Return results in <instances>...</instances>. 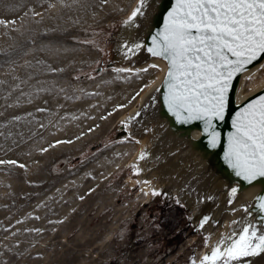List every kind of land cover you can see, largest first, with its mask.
<instances>
[{"label": "rangeland", "instance_id": "374dc122", "mask_svg": "<svg viewBox=\"0 0 264 264\" xmlns=\"http://www.w3.org/2000/svg\"><path fill=\"white\" fill-rule=\"evenodd\" d=\"M134 2L0 0V264H201L207 235L115 139L159 72L106 66Z\"/></svg>", "mask_w": 264, "mask_h": 264}, {"label": "water", "instance_id": "95a60500", "mask_svg": "<svg viewBox=\"0 0 264 264\" xmlns=\"http://www.w3.org/2000/svg\"><path fill=\"white\" fill-rule=\"evenodd\" d=\"M174 3L175 0H147L143 14L125 24L140 4V0H135L114 31L107 67L140 69L155 63L162 70L137 105L124 115V124L115 133V139L129 136L143 144L141 153L135 157V174L139 180L158 185L156 190H163L185 207L193 225L207 235L204 254H208L210 247L222 238L238 233L242 221H250L264 230V212L257 200L264 195V177L249 183L236 176L225 160L236 113L264 95V84L244 95L240 92L244 76L262 65L264 56L232 80L225 117L214 121L219 140L216 147H211L202 121L180 123L168 110L164 99L168 91L165 83L168 62L148 51L152 37L162 31ZM137 44L140 47L134 48ZM101 68L100 64L96 70ZM233 188L237 189L235 194ZM234 264H264V253L243 257Z\"/></svg>", "mask_w": 264, "mask_h": 264}, {"label": "snow or ice", "instance_id": "6c2138e0", "mask_svg": "<svg viewBox=\"0 0 264 264\" xmlns=\"http://www.w3.org/2000/svg\"><path fill=\"white\" fill-rule=\"evenodd\" d=\"M146 2L140 0L124 23L142 15ZM152 41L148 51L168 62V110L180 123L202 121L210 146L216 147L219 133L214 121L225 117L232 80L264 56V0H175ZM232 125L225 160L249 183L264 177V95L237 112ZM236 192L233 188L232 194ZM257 200L264 212V195ZM241 223L238 233L210 247L201 264H234L264 253V230L250 221Z\"/></svg>", "mask_w": 264, "mask_h": 264}, {"label": "bare ground", "instance_id": "6f19581e", "mask_svg": "<svg viewBox=\"0 0 264 264\" xmlns=\"http://www.w3.org/2000/svg\"><path fill=\"white\" fill-rule=\"evenodd\" d=\"M152 65H156V67L159 69V72H158V74H157V77L161 74V68L157 65V64H155V63H153V64H150V65H148V66H146V67H144V68H140V69H130V68H126V70H129V71H138V70H146V69H148V68H151L152 67ZM120 68V67H119ZM264 68V63L262 64V65H260L259 67H257V68H255L253 71H251L250 73H248V74H246L245 76H244V79H243V81L245 80V78H247V77H249V76H252V75H254L259 69H263ZM157 77L146 87V89L139 95V97L137 98V103L140 101V99L142 98V96H143V94L148 90V89H150V87H151V85L155 82V80L157 79ZM243 84V83H242ZM262 84H264V80L261 82V84L260 85H258V86H261ZM258 86H256V87H258ZM255 87V88H256ZM241 88H242V85H241ZM254 89V88H253ZM243 89H240V92H241V94L242 95H244L246 92H243L242 91ZM249 92V91H248ZM134 107V106H133ZM133 107H131L129 110H128V112L130 111V110H132V108ZM135 140V142H136V145H135V148H136V150L134 151V153L132 154V156L129 158L130 160H129V162H132V161H135V157L138 155V154H140L141 153V151H142V148H143V144L140 142V141H138V140H136V139H134ZM123 148V147H122ZM109 156V155H108ZM104 166V163H103V161L102 160H99V161H97L96 163H94V165H93V167H95L94 169L95 170H97L96 168H98V169H100V168H102ZM91 167V166H90ZM92 167V168H93ZM92 168H90V169H92ZM91 172H93L92 170H91ZM96 173V172H95ZM93 175H94V172H93ZM144 187L143 188H145L146 190H147V188H149V189H157L158 188V185H154V184H152L151 183V181H148V180H144ZM207 245V244H206ZM203 251V250H202ZM204 252H205V250H204Z\"/></svg>", "mask_w": 264, "mask_h": 264}]
</instances>
